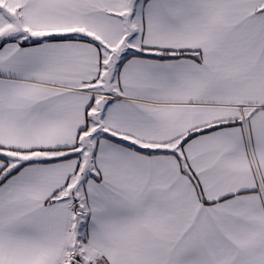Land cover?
Instances as JSON below:
<instances>
[{"label":"snow or ice","instance_id":"1","mask_svg":"<svg viewBox=\"0 0 264 264\" xmlns=\"http://www.w3.org/2000/svg\"><path fill=\"white\" fill-rule=\"evenodd\" d=\"M0 264H264V0H0Z\"/></svg>","mask_w":264,"mask_h":264}]
</instances>
